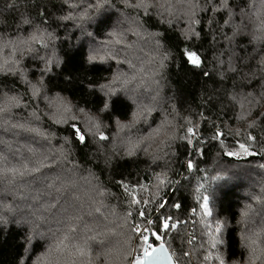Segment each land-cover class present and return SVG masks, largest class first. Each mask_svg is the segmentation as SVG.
Instances as JSON below:
<instances>
[{
  "label": "snow or ice",
  "instance_id": "6c2138e0",
  "mask_svg": "<svg viewBox=\"0 0 264 264\" xmlns=\"http://www.w3.org/2000/svg\"><path fill=\"white\" fill-rule=\"evenodd\" d=\"M33 6L40 18L39 24L21 14L16 35L0 33V124L7 126L6 130L30 134L37 145L27 143L11 151L15 163L8 154H0V182L9 186L14 194L13 202L0 201V225H28L29 247H25V255L18 264H192L193 258L199 264H229L223 253L225 234L230 231L229 218L214 214L215 191L211 188V182L218 183L228 177L221 169L215 174L197 177L200 172L207 173V169L199 167L197 157L203 159L210 149L216 148L217 156L240 159L260 155L264 159V48L260 49L257 67L242 71L237 67V60L247 64L255 57H241L232 47L249 24L252 30L248 34L252 40L264 45V0H259L258 4L253 0L248 6L254 9L252 11L240 8L239 23L231 0H62L60 11L66 9V13L56 20L71 21L81 33L77 43H83L84 39L88 43L87 63L93 68L107 65L111 73L102 80L89 79L84 86L88 95L97 97L95 107H88L87 101L83 105L74 103L59 91L52 92L49 74L63 63L56 55L59 37L48 30L51 25L43 0H35ZM6 7L15 8V0ZM201 13L210 15L202 18ZM218 15L226 17L223 23L217 19ZM153 16L168 28L183 22L179 38L186 42L199 40L204 27L212 34L214 42L219 32L228 47L215 57L216 75L223 82L229 78L228 74H233L231 88L222 83L214 90L222 93L223 99L209 94L201 102L202 110L194 115L191 112L182 115L174 102H168V108L161 106L159 85L174 56L166 46L164 33L149 30ZM4 24L5 20L0 18V25ZM24 25H28L30 31L20 35ZM226 28L231 30V35ZM128 34L138 41L148 40L153 44V53L147 61L137 57L139 62L136 63L128 58L126 53L135 46L134 42H129ZM41 50L44 54H40ZM225 54L227 60L221 58ZM182 56L193 68H203V59L196 51L186 47ZM27 57L40 62L31 75L25 66ZM201 75L212 78L208 71H202ZM9 77L13 78V86L6 82ZM65 79L71 82L72 77L69 74ZM17 82L23 86L22 92L15 87ZM141 88L153 92L149 103L130 94ZM121 93L134 106L124 120L115 115ZM18 110L27 115L14 121ZM229 120L235 121L237 127H232ZM113 124L115 132L110 137ZM257 130L261 134L259 138L255 134ZM110 142L112 151L109 153L105 145ZM177 143L185 149L183 172L172 167L177 162ZM91 145L96 146V151L86 152ZM120 149L127 157L143 152L153 164L160 161L164 167L146 176V182L139 178L135 182L124 178L115 181L121 189L124 206L118 227L127 233L125 246L115 248L106 246L105 238L112 230L101 224L100 219L117 215V206L106 203L116 197V193L91 168H84L76 157L84 152L85 157L97 161V167L103 157L104 168H111ZM258 167L264 170V163ZM82 168L87 172L84 179L89 185L84 197L73 193L71 201L63 205L59 197L43 199L53 191L63 194L75 188L73 177ZM173 173L180 178L174 179ZM36 180L48 181L45 187L49 191L37 192L32 196L33 203L26 205L28 212L19 215L22 208L14 203L16 190H30ZM186 186H192L194 204L181 215L184 212L182 201L169 199L166 193L168 189L180 191ZM21 199L27 197L21 195ZM251 200L239 213L238 223L243 225L241 246L247 253L243 264H264V213L259 225L254 219L257 208L264 210V187L258 194H252ZM46 223H55L56 227L41 230V225ZM166 236L169 237L167 246ZM36 237L46 240L47 244L44 251L32 256L30 246ZM177 239L179 247H173ZM133 241L137 242L135 246Z\"/></svg>",
  "mask_w": 264,
  "mask_h": 264
},
{
  "label": "trees",
  "instance_id": "16d2710c",
  "mask_svg": "<svg viewBox=\"0 0 264 264\" xmlns=\"http://www.w3.org/2000/svg\"><path fill=\"white\" fill-rule=\"evenodd\" d=\"M12 2V0H0V18L5 20L4 25H0V33L7 34L8 36H14L17 34V24L21 19V14L28 15L34 19L36 24H39L40 18L37 15V10L33 6L35 0H15V8H8L6 5ZM47 12L48 20L50 22L49 31H54L59 39L56 42V55L63 62L60 67L55 68V70L50 73V84L52 92H61L62 95L67 96L74 103L84 104L87 101L88 107L97 106V97L90 96L85 91L84 86L89 79L102 80L105 77H110L111 73L107 71V65H97L93 68L86 61L88 54V43L86 39L83 43L78 44L77 38L81 37L80 30L73 26L71 21L60 22L56 20V17L66 13L61 12L62 0H43ZM234 6V11L237 13L235 19L236 22H240L239 11L240 8H244L247 11H252L249 4L253 3V0H231ZM258 4L259 0H255ZM118 13L114 14L115 16ZM202 18H206L209 13H201ZM223 17L221 15L217 16V19L223 23ZM247 23V21H245ZM60 25L57 27V25ZM67 25L65 27L64 25ZM127 27V25H125ZM184 27L183 22L173 28H168L166 24H161L155 16L149 21L148 28L150 31H159L164 33L166 46L171 50L174 59L169 62L168 68L164 73V79L161 80L159 85L161 106L168 108V102H174L177 104L178 110L182 115H188L191 112L193 115L202 110L201 102L206 100L209 94L219 95L223 99V94L219 92H214L215 89L220 88L223 83L226 87L231 88L232 85V75L228 74L229 78L223 82L219 80L216 75L217 63L215 57L224 51L228 47L226 42L223 40L219 32L216 33V41H213L212 34L208 31L206 27L201 33V38L199 40L193 39L190 42H186L179 38V28ZM252 30V25L249 24L245 31V34L237 36L232 47L243 57L245 55L254 56L255 59L250 60L247 64L241 63L237 60V67L242 71H248L249 68L255 69L257 67L256 60L259 59L260 49L264 48V45H259L252 40L250 33ZM30 28L28 25L22 26L20 29V35H27ZM225 31L228 35H231V30L226 28ZM128 40L130 43H135V46L129 50L126 55L129 59L138 63L136 60L139 57L141 60L147 61L149 55L153 53V44L148 40H137V37L128 34ZM186 47L191 50L196 51L200 57L203 59V68H193L190 64L184 62L185 58L182 53ZM40 54H44V50L40 51ZM147 54V55H146ZM224 60L228 59L227 54L221 57ZM40 62L38 60H33L31 57H27L25 60V66L30 70V75L35 71L36 66ZM113 69L116 67L113 64ZM126 69V65L123 66ZM227 65H225V68ZM202 71H208L211 74V79L203 77L201 75ZM71 75V82L65 79V76ZM38 76L39 73L36 72ZM6 82L9 86H13V78H6ZM15 87L23 91V86L18 82ZM134 87L133 86H130ZM155 87V86H153ZM131 95H136L139 100L144 103H149L150 98L153 95L151 90L145 91L143 88L139 89L137 92L130 93ZM218 103V102H217ZM134 107L131 100L128 99L123 93H121V103L116 106L115 115L122 120L126 119V113ZM216 113L219 114V108L215 109ZM27 113L23 110H18L17 115L14 117V121L21 118V116H26ZM157 120H158V114ZM227 118V117H226ZM229 124L232 127H237L235 121L229 120ZM47 126V125H45ZM5 125L0 124V154H8L16 162L15 158L11 156V151L16 148H20L21 145H26L27 143H32L35 147L37 146L35 141L32 139L30 134L24 133L21 130L9 129L6 130ZM141 127H144L141 125ZM206 127V126H205ZM115 132V125H111L109 135ZM255 134L261 135L257 130ZM8 142L7 144L3 142ZM231 144V139L229 140ZM175 150L178 155L176 157L177 162L172 165L173 169H178L183 172L182 163L185 158V149L180 144H176ZM256 150H259V145L256 146ZM24 155H27L24 148H21ZM88 153L96 151V146L91 145L89 149L85 150ZM105 151L111 152V142L105 145ZM84 168H91L93 172L103 183L110 188L116 197L111 198L106 201L110 206H117V215H109L107 220L100 219V223L107 226V229H111L107 237L105 238L106 246H111L115 248L124 247V242L126 239V230L124 228L118 227L121 223L119 216L123 212V197L120 196L121 189L115 183L116 180L124 178L126 180L135 182L138 178L142 182L145 181V177L152 174L154 171L159 172L161 168L164 167L163 162L158 161L157 164H153L151 158L145 155L143 152L139 153L134 157H127L123 155V150L120 149V155L115 156L113 160V165L111 168H104L102 159L97 167V161L85 157L84 152L78 153L76 157ZM199 161V167L201 169H207V173L200 172L198 176H203L205 174H215L218 169L225 170L227 179L217 182H211V188L215 191V201H214V214H219L222 216H227L229 218V229L230 231L225 234V244L223 245V253L229 264L232 262L239 261L243 264L244 256L247 254L245 249L241 246V232L243 225L238 223L240 220V211L243 209L246 203H252L251 195L258 194L262 187H264V170L258 167L259 164L264 163V159L260 155L256 156H246L240 159L229 158L226 156H217V149L212 148L207 152V156L203 159L197 157ZM219 161V163H217ZM159 165V166H158ZM174 179H179V176L172 174ZM87 177V172L80 170V173L73 177L76 181V187L69 189L68 192L60 194L52 192L51 196L45 195L44 200H55L59 197L60 204H65L66 201H71V196L73 193L84 197V194L88 191L89 185L84 179ZM28 179H34L29 177ZM196 177L193 178V184H195ZM48 181L36 180L32 185L30 190H16V198L14 200L15 204L21 205L22 211L19 215H24L28 212L26 205L32 204V196L36 195L37 192L47 193L49 190L45 187ZM187 185V182H185ZM13 191L5 183L0 182V201L13 202ZM21 195L27 197V199H21ZM167 198L182 201L184 206V212L181 215L186 214L187 210L194 204V197L192 192V186H186L180 191H175L174 189H168L166 193ZM59 207V205H58ZM107 211V209H106ZM55 212V210H53ZM264 210L257 208V214L255 216L256 224L259 225L261 214ZM45 215H48L47 213ZM31 219V217H29ZM86 219H88L86 217ZM48 227L55 228V223H46L41 225V230H47ZM183 230V229H182ZM191 231V229H189ZM28 235V225H20L16 223H10L7 225H0V264H18L21 257L25 255V247H29L27 241ZM173 234H170V236ZM197 243L199 242V230H196ZM169 237L164 238V242L167 246V241ZM179 239L175 241L173 247H179ZM47 241L36 237L33 239L29 255L35 256L40 252L44 251ZM137 244L133 241V246ZM95 247V246H94ZM185 248L188 246L185 245ZM192 264H199L196 258H193ZM211 264V262H209ZM259 264V262H258Z\"/></svg>",
  "mask_w": 264,
  "mask_h": 264
}]
</instances>
